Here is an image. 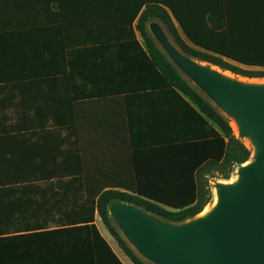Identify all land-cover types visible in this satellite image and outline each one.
Returning <instances> with one entry per match:
<instances>
[{"label": "crops", "instance_id": "1", "mask_svg": "<svg viewBox=\"0 0 264 264\" xmlns=\"http://www.w3.org/2000/svg\"><path fill=\"white\" fill-rule=\"evenodd\" d=\"M63 1L0 0V165L3 161H15L16 165L26 167L22 178L16 174L4 179L0 175V188L19 187L21 184H15L19 179L40 182L72 179L61 175L51 178L38 175L40 179H36L33 174L36 161L49 166L52 162L61 164V151H64V164L67 150L66 128H35L31 120L35 116L56 114L61 120L73 116L71 128L75 136H71L70 143L91 171H95L85 175L95 184L122 182L118 173L123 166H131L133 150L149 145L146 143H171L205 132L174 94L153 88L139 92L130 90L151 80L149 74L143 73L142 52L148 53V49L140 33L136 32L140 48L129 45V40L96 41L113 34H97L96 29L88 31L79 24L80 2ZM89 4L95 3L90 1ZM224 5L230 37L264 41V0H224ZM160 24L163 23L155 19L148 22V33L153 39H156L154 26L165 34ZM179 32L187 44L193 45L181 28ZM158 47L165 52V48ZM232 62L264 70V66ZM71 69L89 75L70 81L58 79V83L49 81L50 72L57 71L61 76ZM53 83L62 87L58 93L52 94L47 88ZM19 85L26 87L25 93L16 92L15 87ZM67 85L77 87L76 93L67 94L64 88ZM86 85L103 91L117 88L120 92L84 99L81 96L87 89L82 88ZM6 86L9 90L3 91ZM75 94L79 97L73 99ZM21 102H25V106ZM51 102L58 103L57 109ZM4 119L10 120L4 124ZM130 175L131 182L132 166ZM38 185L40 193H28V197H49L45 191L49 187ZM75 211L0 209V264H134L98 214L95 225L110 250L99 245V258L94 263L91 256L75 249L79 247L77 241L67 239L64 232L82 227L77 224Z\"/></svg>", "mask_w": 264, "mask_h": 264}, {"label": "trees", "instance_id": "2", "mask_svg": "<svg viewBox=\"0 0 264 264\" xmlns=\"http://www.w3.org/2000/svg\"><path fill=\"white\" fill-rule=\"evenodd\" d=\"M90 1L95 4H89ZM63 2H80L79 24L88 31L96 29L97 34H113L112 37H100L96 41L107 40L119 43L129 40V45L140 48L136 32L140 33L148 49V53L141 49L145 58L143 73L145 71L149 74L151 80L145 84L132 86L130 90L139 92L153 88L174 94L193 114L195 121L207 130L203 134L198 133L189 137L190 139L179 138L171 143H149L144 148L134 149L130 160L134 174L131 182L95 184L87 180L85 176L87 172L80 153L70 143V137L75 136L71 128L74 122L73 116L61 120L56 114H50L46 118L52 120L57 128L67 130L66 161L64 164L52 162L50 166L40 161L32 167V172L36 176L46 175L48 178L66 173L67 176H71L67 178L72 179L55 182L44 180L43 183L16 180L15 184L21 186L0 188L2 197L0 209H76V221L82 227L64 231L65 236L67 239H75L79 245L75 249L91 256L94 263L99 258V245L109 249L95 225L98 214L131 261L134 264H146L114 226L113 216L110 215L113 206L117 203H125L166 222L184 223L200 215L211 202V193L205 179L208 174L217 172L224 179H229L236 168L241 167L251 158V151L235 136L230 122L182 78L180 71L175 68L166 53L159 49L155 39L148 33V22L151 19L162 22L177 45L191 58L235 76L249 79L264 78V71L244 70L234 65L232 61L248 66H264V41L230 37L224 0H65ZM179 28L193 45L183 40ZM88 75L89 73L74 69L61 76L57 71H52L49 74V81L58 83V79L70 81L77 77L86 78ZM54 83L51 84L52 87L47 86L52 94L58 93L62 88ZM9 88L6 86L2 90L7 91ZM16 88L20 94L25 93L24 86ZM64 88L67 94H74L77 89L73 85ZM85 88L87 91L81 96L84 99L120 92L117 88L103 91L86 85L82 89ZM78 97L75 94L73 99ZM20 104L25 106V102ZM51 104L57 109V102ZM7 120L4 119V124ZM63 152L61 151V156ZM0 172L4 179L17 175L22 178V175H26V167L16 165L15 161H3ZM5 181L7 184H13L11 180ZM38 184H46V187H49L45 189L49 197L36 199L28 197V193L36 195L40 193L41 188ZM69 219L73 220V218Z\"/></svg>", "mask_w": 264, "mask_h": 264}, {"label": "water", "instance_id": "3", "mask_svg": "<svg viewBox=\"0 0 264 264\" xmlns=\"http://www.w3.org/2000/svg\"><path fill=\"white\" fill-rule=\"evenodd\" d=\"M173 61L202 84L242 123L264 157V87L234 83L180 56L154 29ZM241 183L219 187L221 204L208 220L183 227L162 224L142 210L118 204L111 215L136 248L157 264H264V162L242 167Z\"/></svg>", "mask_w": 264, "mask_h": 264}, {"label": "rangeland", "instance_id": "4", "mask_svg": "<svg viewBox=\"0 0 264 264\" xmlns=\"http://www.w3.org/2000/svg\"><path fill=\"white\" fill-rule=\"evenodd\" d=\"M162 26V28L165 31L166 34V40L169 44H172V46L174 45V49L178 52V54L180 56H182L183 58L190 60L191 62L201 65L203 67H206L208 69H214L217 70L219 68L211 66L209 64L206 63H202L200 61H197L196 59L191 58L190 56H188L186 53L183 52V50L177 45V43L174 41L173 37L171 36L170 32L167 30V28L163 25L160 24ZM153 29H158L157 26H154ZM164 34V35H165ZM156 43L158 46L165 48L164 44L158 39V37H156L155 39ZM166 48H165V53L166 56L170 59V61L173 63V65L175 66V68H177L180 73L182 78L188 82V84L195 90L197 91L202 97H204L205 99H207L214 107H216V109L218 110V112L225 117L229 122L230 125L232 126V122H233V114L228 111L219 101H217V99L202 85L200 84L195 78H193L191 75H189L186 71H184L179 65H177L173 59L170 57V55L168 54V52H166ZM235 65V64H234ZM238 66V65H236ZM244 70H248V71H264V70H258V69H252L249 67H242V66H238ZM221 70V69H219ZM222 71V70H221ZM224 72V71H223ZM228 74H230V77L227 78L228 80L240 84V85H256L259 87H264V78L262 79H249V78H244V77H240V76H235L229 72H226ZM20 86V85H19ZM21 87V86H20ZM26 88V87H25ZM18 94H20V92L17 90L16 91ZM7 93V92H4ZM188 101V100H187ZM10 120V119H8ZM31 120H33L34 126L35 128H47V127H53L55 126L52 120H49L46 117H40V116H35L33 118H31ZM7 122V121H6ZM233 128V127H232ZM202 130L206 131L207 129L205 127L202 126ZM234 131V129H233ZM235 136H237L239 139H241V141L246 145V147L251 151V158L248 161L250 165H260L264 162V157L262 155V153L260 152V150L258 149V147L256 146V144L254 143V141L250 138V137H242L241 134H236L234 131ZM73 137V136H72ZM71 138V137H70ZM149 144V143H146ZM68 147V146H67ZM67 149V148H66ZM64 153V152H63ZM64 154L61 156V162L64 161ZM82 158V157H81ZM58 160V159H57ZM72 159H69V161ZM84 166H85V170L87 173H94L95 171H91V169L89 168V165H87L86 160L85 159H81ZM39 161H36V163H38ZM72 162V161H71ZM242 167H238L235 169V171L232 173L231 177L229 179H224L223 176H221L219 173L217 172H213L208 174L205 179L208 183V188L210 190L211 193V202L207 207H210L215 199V193L217 190H219L220 186H223L224 183L229 182V181H233L235 180L237 177L240 176L241 174V170ZM96 169V168H93ZM103 171H106V168L103 167L102 168ZM99 170V169H98ZM122 172H120L119 178H121V180H123L122 182L128 183L130 182L129 180H131V166H123V169L121 170ZM127 172H129V174H127ZM61 176L65 177L67 176L66 173H62ZM36 179H40L39 176H36ZM123 191V190H122ZM118 204H124V205H129V204H125V203H117ZM131 207H134L132 205H129ZM137 208V207H134ZM140 209V208H137ZM141 210V209H140ZM143 211V210H142ZM144 213H146L147 215H149L151 218L155 219L156 221L171 226V227H183V226H187L190 224H193L194 222L198 221L200 218L197 216L194 219L188 220L184 223L181 224H172L169 222H166L164 220H162L161 218L154 216L152 214H149L145 211H143ZM110 215H111V211H110ZM112 216V215H111ZM113 224L116 227V229L119 231V233L122 235V237L127 241V243L132 247V249H134L136 251V253L138 254L139 257H141L146 264H157L156 262H154L153 260L149 259L148 257L144 256L137 248L136 246L131 242V240L128 238L127 234L125 233L123 227L121 226V224L118 222L117 219H115L113 217ZM102 227L103 224L101 223ZM105 231L106 228L104 227Z\"/></svg>", "mask_w": 264, "mask_h": 264}, {"label": "bare ground", "instance_id": "5", "mask_svg": "<svg viewBox=\"0 0 264 264\" xmlns=\"http://www.w3.org/2000/svg\"><path fill=\"white\" fill-rule=\"evenodd\" d=\"M212 71H215V72L221 74L225 78H229L230 77V74H228L226 72H223V71H221L219 69H217V70L212 69ZM249 86L250 87H254V88L258 87L256 85H249ZM232 127H233V129H234L236 134H240L241 133L242 123H241V120L235 115L233 116ZM249 166H250L249 162L244 164V167H249ZM240 183H241V177L239 176L233 181H229V182L224 183L223 187L234 188V187L240 185ZM220 204H221V194H220V190H217L216 193H215V199H214L213 204L210 207H206L204 209V211L200 215H198V217L200 219H203V220L210 219L218 211V209L220 207Z\"/></svg>", "mask_w": 264, "mask_h": 264}]
</instances>
